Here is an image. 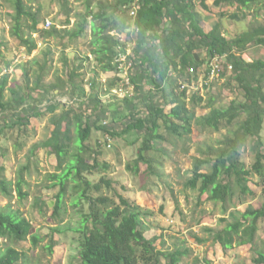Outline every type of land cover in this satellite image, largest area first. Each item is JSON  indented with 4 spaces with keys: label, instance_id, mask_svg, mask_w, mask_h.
Listing matches in <instances>:
<instances>
[{
    "label": "trees",
    "instance_id": "trees-1",
    "mask_svg": "<svg viewBox=\"0 0 264 264\" xmlns=\"http://www.w3.org/2000/svg\"><path fill=\"white\" fill-rule=\"evenodd\" d=\"M12 1L16 14L12 36L21 47L26 48L28 55L38 49V44L31 35L27 37L24 34V19L32 23L28 26L30 31L39 34L44 41L52 38L76 41L90 27L93 36L91 54L101 72L112 73L113 76L108 80V86L101 84L100 89L97 84L99 76L92 77L87 83V75L74 69L66 81L58 77L55 83L45 85L49 51L44 53L43 63L34 60L33 63L38 66L36 71L31 67L23 69L22 84L15 83L13 87H8L9 77H0V120L5 117L0 123V138H6L8 130L18 129L20 134L15 147L22 150L27 147L28 141L20 143L19 139L23 135L29 136L32 119H42L48 115L54 118L51 138L39 147L49 150L57 159L59 174L51 176L52 185L48 187L59 188L53 218L62 221L61 211L71 183L74 184L73 189H79L74 207L88 206V212H81V220L75 228L53 229L54 234L71 231L80 235L77 264H161L162 259L166 260V264H181L191 252L179 248L169 253L158 250L155 245L158 239L148 240L145 237L147 228L140 208L130 204L122 195H118L119 204L104 195H90L91 191L101 192L102 185L112 187V182L107 179L92 185L85 176L100 167L106 172L112 169L108 163L100 165V153L88 143L94 132H100L107 138L106 146L112 139L132 133L138 134L139 139L143 138L138 159L128 167V170L139 175L142 164L148 165L147 170L151 171L152 163L144 154L155 150L156 142L165 140L161 134L163 128L181 140L193 134L194 120L204 130L211 132L239 125L232 135L220 142L219 149L209 150L212 161L203 165H209L211 173L196 170L186 185L193 190L199 188L202 193L210 190L209 200L222 205L224 213L229 210L228 205L237 208L255 195L250 187L252 175L259 178L264 194V61L249 63L241 56L250 45L264 48V26L229 40L223 35L220 24L214 25L209 32L204 30L197 7L207 10L208 0H78L83 1L85 12L72 31L68 29L73 14L70 0H62L65 28L40 30L39 17L27 7L25 0ZM213 1L216 8L229 5L247 9L264 2ZM124 7L128 8L127 11ZM134 7L137 8V15L131 18L128 11ZM120 35H125V40ZM128 42L133 43L130 60L134 65L132 83L135 94L132 98H115L117 106L112 108L106 105L102 96L111 93L119 81L115 62L121 53L126 52ZM224 55H227V62L233 65L234 70L231 73L222 72L221 78L229 76L230 82L235 81L244 99L242 102L234 100L229 107L221 109L215 108V101L210 98L203 107L205 101L199 91L188 95V89H182L179 79L189 83L198 81L202 67L216 56ZM1 62L5 64L0 52ZM5 65L6 70L12 66L11 62ZM191 68L195 70L194 75L188 74ZM33 75L35 78L30 86ZM208 87L206 85L205 89ZM64 90L80 107H63L62 103L50 98L55 91L61 94ZM45 103V110H42L40 107ZM83 106L86 109L83 110ZM206 108L211 111L199 116L198 110ZM242 115L246 116L245 120L241 119ZM250 140L257 143L253 149L255 163L248 169L241 161L240 147ZM98 147L101 149V145L98 144ZM5 172V165L0 164V192L9 199L6 207L0 206V240L8 244L0 248V264H18L24 260L25 254L15 245L31 237L33 245L38 247L42 240L35 235L32 223L12 209L14 195L7 186ZM18 193L20 199L24 198L20 190ZM263 222L264 200L260 208L240 213L239 218L227 223L223 231L215 233L208 229V232L224 250L250 245L255 255L253 263L264 264V251L257 250L256 244ZM53 246L46 249L50 254Z\"/></svg>",
    "mask_w": 264,
    "mask_h": 264
},
{
    "label": "rangeland",
    "instance_id": "rangeland-1",
    "mask_svg": "<svg viewBox=\"0 0 264 264\" xmlns=\"http://www.w3.org/2000/svg\"><path fill=\"white\" fill-rule=\"evenodd\" d=\"M25 3L38 15L40 30L45 29L47 21L51 22V28L64 29L66 19L61 12L62 0H25ZM206 4L207 10L200 6L197 7L206 32H209L214 25L220 24L223 35L229 40H234L244 33L254 32L258 27L264 26V2L251 9L229 5L216 8L213 0H208ZM70 8L73 14L68 29L73 31L85 12L84 3L70 0ZM15 15L14 2L0 0V52L5 59V64L11 62L12 65L6 70V65L1 62L0 77L3 75L9 77L8 87H13L15 83L22 84L24 76L21 71L29 67L36 71L38 66L33 63L34 60L43 63L44 56L41 54L49 51L48 75L44 80L45 85L55 83L58 77L66 81L74 69H79L78 72L86 74L89 81L92 77L99 76L97 84L100 89L102 85L108 86V83L102 81V78L107 77L106 74L100 76L101 70L95 58H90L93 50V36L90 27L87 33L76 42L69 38L64 40L52 38L44 41L39 34L30 31L28 26L32 23L24 19L22 21L24 34L27 37L31 35L38 42V50L32 56L28 55L26 48L21 47L17 39L12 36ZM124 36L120 35L123 40H125ZM126 48L132 50L133 43L128 42ZM34 56L37 57L34 58ZM241 56L249 63L264 61V48L250 45ZM34 78L33 75L29 81L30 86ZM229 78L227 76L204 85L199 83L198 88L190 90V93L199 91L200 96L204 97L203 107H206L210 98H213L215 108L225 109L232 101L242 102L244 99V95L237 88L238 84L235 81L230 82ZM179 83L182 84V89L184 86L187 87L186 80L180 78ZM206 85H209L208 89H205ZM102 97L106 105L112 108L117 106V99L113 94L107 93ZM50 98L54 102L62 103L63 107L72 105L76 108L80 107L75 99H71L66 94L65 90L61 94L55 91ZM45 106L46 103L40 108L45 110ZM84 109L86 106H83ZM61 110L57 112L58 115ZM210 111L209 108L199 109L198 115L203 116ZM4 118L0 120V123ZM245 118L246 116L242 115L241 119L245 120ZM53 119L52 115L42 119H32L31 126L28 128L29 136L23 135L19 139L20 143L28 141L27 147L22 150L15 147L18 134H20L18 129L8 130L7 137L0 138V164L6 167L4 177L9 190L14 195L12 209L20 212L32 223L35 235L40 236L42 240L38 247L33 245L31 237L15 245L25 254L24 260L18 264H77L78 261L80 235L71 231L64 234L53 232V229L58 227L75 228L81 220V212H88L86 204L80 208L74 207L73 203L78 196L79 189H73L74 184L71 183L61 211L62 221L53 218L59 188L48 189V187L52 185L51 176L59 174L57 159L49 153V150L39 148L52 136ZM109 120L108 117L107 121L111 127ZM238 126L223 128L220 132H211L204 130L198 125V121L194 120L193 134L181 140L170 135L163 128L161 134L165 140L156 142L155 150L144 154L152 163L151 171L147 170L148 165L142 164L139 175L128 170V167L138 159L140 148L144 143L143 138L139 139L138 134L132 133L112 139L106 146L107 138L100 132H94L88 143L100 153L98 156L100 165L108 163L112 169L106 172L100 167L85 176L92 185L100 184L102 179H107L112 182V187L107 188L102 185L101 192L92 193L91 191L90 195L94 197L104 195L112 198L117 204L120 202L118 195H122L130 204L139 207L147 228L145 237L148 240L158 239L155 242L158 250L166 253L173 252L177 248L191 251L181 264H254L255 255L250 245L235 246L224 250L219 243L215 242L208 229H212L215 233L223 231L227 223L239 218L240 213L248 209L260 208L264 194L259 185V178L256 175L251 176L250 187L255 195L246 199L245 204H239L237 208L228 205L229 210L226 213L223 212L222 205L209 200L210 190L202 193L199 188L193 190L186 185L196 170L204 174L211 173V167L203 165L205 162L212 161L211 156L208 155L209 150L219 149L220 142L232 135ZM256 143L250 140L240 147L241 161L248 169H251L255 163L253 149ZM262 143L264 151V128ZM98 144L101 145V149ZM73 152L75 153L76 150L74 149ZM19 190L24 194L22 199L19 197ZM237 199L238 196H236ZM8 201L9 199L0 192V206L6 207ZM0 242V248L8 246L5 241L0 240ZM256 244L257 250L264 251V222L260 224ZM51 245H54L52 254L46 250ZM161 264H166V260L162 259Z\"/></svg>",
    "mask_w": 264,
    "mask_h": 264
},
{
    "label": "built area",
    "instance_id": "built-area-1",
    "mask_svg": "<svg viewBox=\"0 0 264 264\" xmlns=\"http://www.w3.org/2000/svg\"><path fill=\"white\" fill-rule=\"evenodd\" d=\"M127 7H124V10L127 11ZM128 14L131 18H135L137 15V8L134 7L132 10L128 11ZM51 28V22L47 21L45 29ZM132 55V50L128 48L125 53H121L119 57L116 59L117 66V74L119 81L117 82L116 87L111 91L118 99L132 98L135 94V86L132 83V75L134 70L133 62L130 60V56ZM233 65L227 62V55L224 56H216L211 60L208 65L203 66V72L200 74L198 81H194L192 83L187 82L188 95H190V90H196L199 86V83L208 84L214 80L221 78L222 72H233ZM189 75H194L195 70L189 69ZM207 76V78H205ZM90 81L88 80L87 83ZM198 92V91H197ZM110 142V141H109ZM110 147V145H109Z\"/></svg>",
    "mask_w": 264,
    "mask_h": 264
},
{
    "label": "crops",
    "instance_id": "crops-1",
    "mask_svg": "<svg viewBox=\"0 0 264 264\" xmlns=\"http://www.w3.org/2000/svg\"><path fill=\"white\" fill-rule=\"evenodd\" d=\"M64 28H65V26H64ZM35 34H36V33H35ZM36 40H37V39H36ZM45 41H47V40H45ZM75 42H76V41H75ZM37 44H38V42H37ZM37 50H38V49H37ZM37 50H35V51H37ZM35 51H34V52H35ZM34 52H33V53H34ZM45 53H47V52H45ZM31 55H32V54H31ZM41 55L44 56L43 53H42ZM32 56H33V55H32ZM36 57H37V56H34V58H36ZM90 58L92 59V58H94V56H92V54H91V55H90ZM11 67H12V66H11ZM21 72H22V71H21ZM102 74L105 75V73L100 72V76H103ZM107 74H108V75H107ZM107 74H106L107 77H106L105 79L102 78V81H104V82H106V83H108V80L111 79V77H112V75L110 76L111 73H107ZM108 76H110V78H109ZM57 92H58V91H56V93H57Z\"/></svg>",
    "mask_w": 264,
    "mask_h": 264
}]
</instances>
